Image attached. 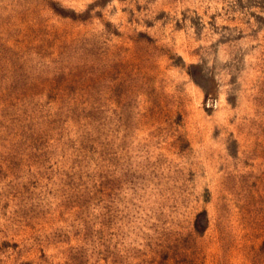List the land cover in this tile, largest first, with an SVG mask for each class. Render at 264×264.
Here are the masks:
<instances>
[{"label":"rangeland","instance_id":"374dc122","mask_svg":"<svg viewBox=\"0 0 264 264\" xmlns=\"http://www.w3.org/2000/svg\"><path fill=\"white\" fill-rule=\"evenodd\" d=\"M0 264H264V0H0Z\"/></svg>","mask_w":264,"mask_h":264}]
</instances>
